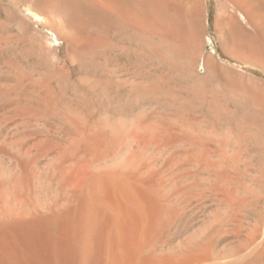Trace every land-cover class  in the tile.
Listing matches in <instances>:
<instances>
[{"label":"rangeland","instance_id":"rangeland-1","mask_svg":"<svg viewBox=\"0 0 264 264\" xmlns=\"http://www.w3.org/2000/svg\"><path fill=\"white\" fill-rule=\"evenodd\" d=\"M109 1L0 0L1 204L48 211L128 158L160 194L152 264H264V65L231 7L135 0L152 30Z\"/></svg>","mask_w":264,"mask_h":264},{"label":"bare ground","instance_id":"bare-ground-1","mask_svg":"<svg viewBox=\"0 0 264 264\" xmlns=\"http://www.w3.org/2000/svg\"><path fill=\"white\" fill-rule=\"evenodd\" d=\"M143 1L142 5L152 6ZM112 2L105 6H124L120 16L123 21L157 30L149 9L141 13L133 10L135 0ZM222 6L231 7V12L226 13L227 17L223 15L226 26L218 22L221 29L232 31L229 24L235 22L246 34L244 50L250 56H259L264 65V0H223ZM190 7L186 17L195 24L199 22V5ZM186 25L190 40L193 30ZM176 28L182 29L179 25ZM187 38L180 35L176 39L186 46ZM131 163L128 158L112 162L105 172L92 174L76 196L54 202L45 212L26 210L10 198L0 202V264H152L149 259L155 251L151 252L150 244L145 243L163 222L160 194L143 185L145 181L139 180L137 174L130 176L127 169ZM145 248L147 254L143 253Z\"/></svg>","mask_w":264,"mask_h":264}]
</instances>
